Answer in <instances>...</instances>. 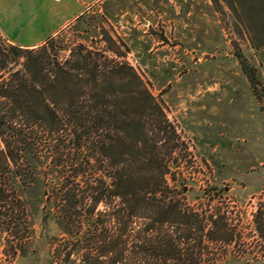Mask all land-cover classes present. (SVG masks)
Returning <instances> with one entry per match:
<instances>
[{"label":"trees","instance_id":"1","mask_svg":"<svg viewBox=\"0 0 264 264\" xmlns=\"http://www.w3.org/2000/svg\"><path fill=\"white\" fill-rule=\"evenodd\" d=\"M65 49L54 36L34 48L0 46L5 229L27 219L29 195L66 233V249L56 252L66 264H218L224 257L207 248L229 240L226 217L170 184L175 159L161 153L142 116L160 111L151 93L134 72L119 73L131 69L123 63L83 43L62 58ZM236 57L264 97L256 69ZM19 59L22 67L8 68Z\"/></svg>","mask_w":264,"mask_h":264},{"label":"rangeland","instance_id":"2","mask_svg":"<svg viewBox=\"0 0 264 264\" xmlns=\"http://www.w3.org/2000/svg\"><path fill=\"white\" fill-rule=\"evenodd\" d=\"M64 2L37 0L34 16L16 17L14 40L50 31L56 14L77 8V0ZM81 11L54 35L66 47L60 57L83 43L132 69L119 73L134 72L160 109L142 116L161 153L175 159L169 169L178 181L170 184L226 217L229 240L207 251L224 257L218 264H264V97L236 57L240 51L264 86V0H92ZM11 44L0 34V46ZM23 198L25 224L11 232L1 218L0 264H66L56 258L66 233L39 197Z\"/></svg>","mask_w":264,"mask_h":264},{"label":"crops","instance_id":"3","mask_svg":"<svg viewBox=\"0 0 264 264\" xmlns=\"http://www.w3.org/2000/svg\"><path fill=\"white\" fill-rule=\"evenodd\" d=\"M49 3L56 2L61 3L66 0H45ZM92 0H77V8L71 13L66 14V16L55 15L57 23L53 28L47 33L39 36L35 39L29 40L28 43H17L12 37V31L15 30L14 26L17 24L16 17L27 16L32 17L36 13L35 4L37 0H0V34L3 37H7L10 41L16 43L13 45H19L26 48H34L43 44L49 37L54 36L58 31H60L65 24L67 25L72 17L79 15L81 11V6L90 3ZM65 3V2H64ZM66 4V3H65ZM12 27L9 28L8 26Z\"/></svg>","mask_w":264,"mask_h":264},{"label":"water","instance_id":"4","mask_svg":"<svg viewBox=\"0 0 264 264\" xmlns=\"http://www.w3.org/2000/svg\"><path fill=\"white\" fill-rule=\"evenodd\" d=\"M44 230V225H43V229H42V231ZM42 234V233H41Z\"/></svg>","mask_w":264,"mask_h":264}]
</instances>
